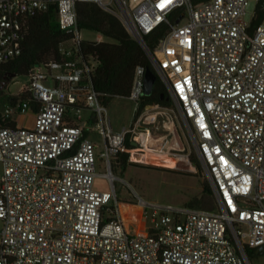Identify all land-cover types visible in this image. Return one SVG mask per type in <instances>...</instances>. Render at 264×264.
<instances>
[{"label": "built area", "instance_id": "2783aa9c", "mask_svg": "<svg viewBox=\"0 0 264 264\" xmlns=\"http://www.w3.org/2000/svg\"><path fill=\"white\" fill-rule=\"evenodd\" d=\"M78 1L119 17L173 106L144 108L131 126L114 130L89 79L96 61L79 52ZM260 1L249 20V0H0V62L21 53L25 17L52 5L76 45L37 63L22 87L30 99L2 112L6 119L30 110L35 122L0 125V264H254L246 247L264 245V17L253 24ZM159 28L153 48L147 36ZM146 68L136 67L129 95L138 103ZM84 108L92 111L87 127L102 138L100 152L81 123ZM154 108L168 113L166 127L178 112L186 139L168 126L177 143L162 148L164 136L142 125L155 122ZM128 135L148 154L175 161L154 163L206 174L216 207L162 203L134 191L145 215L133 228L119 210L116 182L132 185L113 171ZM146 135L159 138V147H148ZM99 175L110 189L96 188Z\"/></svg>", "mask_w": 264, "mask_h": 264}, {"label": "trees", "instance_id": "16d2710c", "mask_svg": "<svg viewBox=\"0 0 264 264\" xmlns=\"http://www.w3.org/2000/svg\"><path fill=\"white\" fill-rule=\"evenodd\" d=\"M194 1L200 2L202 0ZM263 1H260L259 17L254 19V25L261 22L264 17L261 7ZM77 26L80 30H95L111 39L91 40L84 38L79 45V52L84 55V60L87 61L88 54L96 61L89 74V79L105 104L108 105L116 96L129 97L135 69L138 65L150 66L154 69L144 47L129 33L119 17L97 2L78 1ZM162 34L163 30L159 28L147 36L151 47L157 46ZM74 36V32L61 27L56 5L27 15L24 20L21 53L9 61L0 62V97L6 92L4 87L12 80V73L28 75L37 63L61 58L64 51L69 48L76 50V45L73 43ZM70 42L72 44H68ZM84 81L87 82V79ZM6 98L13 105H16L19 99L20 101L29 100L30 95L25 91L17 95L6 92ZM149 104H160L163 107L173 106V99L159 76L152 93L143 95L139 101L135 118ZM16 124L17 120L14 117L4 119L0 110V125ZM133 151H143V149L131 135H128L124 146L113 161L114 167L117 169V162L125 169L130 164L139 163L130 159ZM204 194L201 200L197 198L190 200L188 206L215 208L216 199L210 182L204 183ZM246 250L250 258L264 255V245L257 248L247 246Z\"/></svg>", "mask_w": 264, "mask_h": 264}, {"label": "rangeland", "instance_id": "374dc122", "mask_svg": "<svg viewBox=\"0 0 264 264\" xmlns=\"http://www.w3.org/2000/svg\"><path fill=\"white\" fill-rule=\"evenodd\" d=\"M256 7V0H249L247 6L246 18L251 19L252 14ZM81 36L85 39L98 40L101 36L104 40H111L109 37L103 35L100 32L90 29H82ZM72 44V42L68 43ZM28 81L27 75H17L12 77V80L4 87L6 92L10 94H20L23 92L22 87L24 83ZM6 92L0 97V110L4 113L7 106L13 105L7 98ZM20 99L18 100V102ZM17 102V103H18ZM109 113L112 117L113 128L116 131H121L125 126H131L134 122L136 110L138 107V102L130 97L116 96L107 105ZM175 114L174 119L179 127L180 133L186 139L185 125L182 121V117L178 112ZM157 115V116H155ZM156 119L155 122L142 123L143 126H150L152 129V134L155 136H164L163 146L172 144L176 142L177 133L169 131L167 128L171 126L168 123L166 127L164 125V119L167 116L156 113L154 114ZM13 117L17 118L18 122L22 125H33L35 122V114L30 110H25L21 112H14ZM160 125V129L157 128ZM91 138L95 141H100L101 136L98 132L94 131ZM143 152L146 151H135ZM131 160L138 161L139 163L130 164L126 169L124 166L117 162V169L114 167L113 171L115 174L124 176L132 186H128L121 181L116 182V187L119 196V210L124 219L131 224L133 228L140 229V224L144 219V210L137 204V198L134 195V191H137L146 199L162 202V203H172L175 205H188L189 201L192 199H203L204 197V183L210 182L211 179L203 172L194 173L189 170L173 169L169 167H164L154 163L152 160L135 159L133 154L130 157ZM97 169L99 172L106 171L105 164L102 161H98ZM4 171V164L0 160V178ZM96 187L99 189H110L112 187L111 183L103 175L97 176ZM133 187V189H132ZM210 198V197H209ZM1 229V223H0ZM1 241V236H0ZM254 264H264V255H260L254 259Z\"/></svg>", "mask_w": 264, "mask_h": 264}, {"label": "bare ground", "instance_id": "6f19581e", "mask_svg": "<svg viewBox=\"0 0 264 264\" xmlns=\"http://www.w3.org/2000/svg\"><path fill=\"white\" fill-rule=\"evenodd\" d=\"M145 142L148 147H159L160 145V139L152 135H146ZM133 157L135 159H143L148 161L150 159V161L152 160L153 162H158L159 164H162L163 162L165 163L167 161L169 165H172L175 162L173 159H165L164 161H162V157L159 155H150L148 153L143 152H134Z\"/></svg>", "mask_w": 264, "mask_h": 264}, {"label": "crops", "instance_id": "0c3cea01", "mask_svg": "<svg viewBox=\"0 0 264 264\" xmlns=\"http://www.w3.org/2000/svg\"><path fill=\"white\" fill-rule=\"evenodd\" d=\"M101 34V33H100ZM100 40H104L103 39V37L101 36L100 38H99ZM145 108H148V105L145 107ZM153 109V108H152ZM153 111H155V112H157L158 113V109H155L154 108V110ZM163 116H167L168 117V113H166V112H162L161 113ZM82 119H81V123L83 124V125H86V129H85V133H86V135L87 136H89L90 138H91V136H92V133L94 132V131H92V130H90L89 129V127H87V122H89V123H91L90 121H92V111L89 109V108H84L83 109V111H82ZM172 117H173V122L171 121H169L170 122V124H171V127H174V128H177L178 126H177V124H176V122H175V119H174V116L172 115ZM16 120H17V118H15ZM135 119V118H134ZM17 124H20L19 122H18V120H17ZM20 125H22V124H20ZM27 126H30V125H27ZM96 142H99L100 143V146L98 147V151L100 152L101 150H102V148H103V145H102V138H101V140L100 141H96ZM99 160L100 161H102L103 162V160H102V158H100L99 157ZM97 179V178H96ZM95 186H96V182H95ZM97 188V187H96ZM99 189V188H98Z\"/></svg>", "mask_w": 264, "mask_h": 264}, {"label": "water", "instance_id": "95a60500", "mask_svg": "<svg viewBox=\"0 0 264 264\" xmlns=\"http://www.w3.org/2000/svg\"><path fill=\"white\" fill-rule=\"evenodd\" d=\"M180 17L178 18V21H179ZM15 76H17L16 73L11 74V77H15ZM157 79H158L157 72L152 67H150V66L147 67L146 73H145V78H144V93H143L144 95H148V94L152 93V91L154 90ZM153 106L154 105L149 104L148 108H151Z\"/></svg>", "mask_w": 264, "mask_h": 264}]
</instances>
